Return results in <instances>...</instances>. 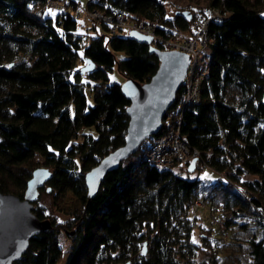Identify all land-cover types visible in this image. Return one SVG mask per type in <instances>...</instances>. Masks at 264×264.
Wrapping results in <instances>:
<instances>
[{
  "label": "trees",
  "instance_id": "trees-1",
  "mask_svg": "<svg viewBox=\"0 0 264 264\" xmlns=\"http://www.w3.org/2000/svg\"><path fill=\"white\" fill-rule=\"evenodd\" d=\"M45 1L0 0V191L22 197L37 155L43 158L51 169V188L71 191L82 204L66 264H176L177 247L195 248L188 217L189 208L199 206L195 200L220 206L222 226L215 221L216 209L211 219L225 236L237 222L264 228V0H209L222 16L208 25L210 58L206 51L201 55L208 66L197 100L181 108L182 82L159 132L105 173L89 200L84 175L124 143L129 119L130 99L121 84L108 82L109 71L116 65L125 78L143 83L159 59L149 44L121 35L124 28L111 32L102 22V31L82 45L73 14L81 2L70 0L53 19ZM83 6L156 21L157 33L167 37L193 34L191 19L200 11H192L188 20L180 13L168 17L164 0H87ZM115 51L125 57L117 58ZM84 76L93 80L87 83L91 105ZM179 117L181 134L200 152L192 171L191 161L176 171L146 158L155 136ZM85 127H93L95 135L80 133ZM200 162L218 174L214 182L190 176L203 168ZM245 174L252 177L242 180ZM32 212L46 219L43 208L33 205ZM58 231L51 223L33 235L12 264H58L63 256ZM203 237L210 241L209 234ZM145 239L149 247L143 256L137 246ZM249 246L250 264H264V237L250 239Z\"/></svg>",
  "mask_w": 264,
  "mask_h": 264
},
{
  "label": "water",
  "instance_id": "water-1",
  "mask_svg": "<svg viewBox=\"0 0 264 264\" xmlns=\"http://www.w3.org/2000/svg\"><path fill=\"white\" fill-rule=\"evenodd\" d=\"M179 13L188 20L191 17L189 11L175 12ZM129 36L149 44L158 56L159 64L148 81L140 83L133 78H126L121 84L123 93L130 99L126 108L129 119L124 143L106 154L85 173L88 200L96 192L105 173L135 153L144 139L159 132L165 112L173 103L189 65L190 57L184 52L154 47L150 36L135 30H130ZM92 67L93 64L86 65L82 71ZM193 162L188 167L190 171L194 169ZM50 175L47 168H35L26 181L22 197L0 191V264H11L19 259L26 250L29 239L50 228L51 223L47 218L39 219L32 212V202L37 197L38 188Z\"/></svg>",
  "mask_w": 264,
  "mask_h": 264
},
{
  "label": "rangeland",
  "instance_id": "rangeland-1",
  "mask_svg": "<svg viewBox=\"0 0 264 264\" xmlns=\"http://www.w3.org/2000/svg\"><path fill=\"white\" fill-rule=\"evenodd\" d=\"M80 1L82 5L86 4L87 0H77ZM164 5L166 8V15L168 17L173 16L175 12L202 10L209 7V0H164ZM60 8L50 12V16L54 19ZM72 12V8H68ZM199 12V11H198ZM260 13L264 15V8L261 9ZM77 19V31L82 34L81 44H87L90 37L95 35L97 31H102V25L100 22H92L91 20H84L82 18ZM96 29H94V27ZM130 29L124 28L121 35L129 34ZM187 35L184 32L177 33V38H183ZM117 58L125 57L124 52L115 51ZM205 56L207 59L210 58V51L206 49ZM83 63L79 60L78 65ZM126 78L118 71L116 65L113 66L112 70L108 74L109 83H119L122 84ZM83 81L85 82V90L87 96V103L91 105L93 103L92 96L90 93V85L87 83H93V80L84 76ZM72 113H74L73 103L69 106ZM92 133L95 135V130L93 127H85L80 131V133ZM81 134H79L78 140H80ZM38 161L34 167L47 168L50 172L51 169L45 165L43 158L36 157ZM33 169V170H34ZM179 171V168H176ZM186 174L185 172H181ZM190 176H198L199 179L206 182H214L218 177V174L212 170L210 167H203L200 170H196L190 173ZM250 175H242L243 179H250ZM32 204L36 207L43 208L46 218L50 223L54 224V227L58 231V240L62 247L63 256L58 264H66L69 258V250L71 245V236L75 232V221L77 215L82 209L81 202L76 198V196L71 191H65V193H59L51 188L48 184L47 179L44 180L43 185L38 188V194ZM215 210V215L220 217L219 210L220 206L209 205L205 203L203 206H198L194 208H189L188 217L192 219V240L195 241L194 250L189 251L190 248L186 245L177 247V251L180 253L175 254L177 260L176 264H250L251 256L249 253L250 239H260L264 237L263 225L249 222L247 226H243L241 222L234 223L229 229L228 234L225 236L222 233V229L218 227L211 219V213ZM209 234L210 241L207 237L200 239V234ZM149 244L146 239L138 242L139 254L146 256ZM181 253L184 257H181ZM140 258V257H139ZM131 264V260H128ZM12 264V263H11ZM117 264V263H116Z\"/></svg>",
  "mask_w": 264,
  "mask_h": 264
},
{
  "label": "built area",
  "instance_id": "built-area-1",
  "mask_svg": "<svg viewBox=\"0 0 264 264\" xmlns=\"http://www.w3.org/2000/svg\"><path fill=\"white\" fill-rule=\"evenodd\" d=\"M70 0H46L45 9L49 12L61 8L66 9ZM73 14L76 18L84 20H96L106 24L111 32L119 28H128L141 34L151 37V45L162 50H176L186 53L190 57L186 76L183 80L185 93L183 96L182 107L189 102L197 100L199 85L203 76L207 73V61L201 55L206 51L208 36V25L222 14L214 7H207L200 10L192 19L191 27L193 34H187L183 38L175 35L169 37L158 34L156 21H135L128 20L126 15L115 8L87 9L80 3L77 4ZM159 27V25H158ZM130 32V31H129ZM180 108V107H179ZM180 108V109H181ZM173 113L169 114V118ZM180 117L177 118L176 125L168 131L155 136L150 148L146 152V158L150 164L156 166H167L172 169L184 167L189 161H200V152L191 147L179 129ZM202 167H208L207 163H199ZM226 171L220 172V177H226ZM194 206L202 205L200 200L193 202ZM216 216V215H215ZM215 221L222 226L223 219L216 216Z\"/></svg>",
  "mask_w": 264,
  "mask_h": 264
},
{
  "label": "snow or ice",
  "instance_id": "snow-or-ice-1",
  "mask_svg": "<svg viewBox=\"0 0 264 264\" xmlns=\"http://www.w3.org/2000/svg\"><path fill=\"white\" fill-rule=\"evenodd\" d=\"M81 55H83V54L81 53Z\"/></svg>",
  "mask_w": 264,
  "mask_h": 264
}]
</instances>
